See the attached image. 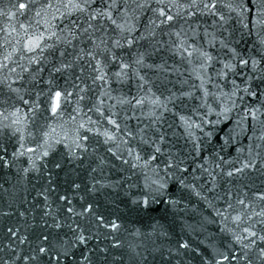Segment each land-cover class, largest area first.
<instances>
[{"label":"water","instance_id":"95a60500","mask_svg":"<svg viewBox=\"0 0 264 264\" xmlns=\"http://www.w3.org/2000/svg\"><path fill=\"white\" fill-rule=\"evenodd\" d=\"M28 2L0 0V13H15V16L0 14V64L8 65L0 69V112L3 113L0 115V249H3L0 257L6 259V254H11V249L7 247L10 244L20 255L27 253L30 247H35L38 242L36 237L43 230L41 217L45 204L51 205L55 212L56 206L62 204L58 196L67 195L77 210L81 204L93 202L99 206L96 209L98 212L111 219L118 218L117 222L121 225L114 234L120 242L119 247H113L111 237L105 239L110 231L108 229H101L98 238L88 242L87 248L108 249L107 261L97 252L93 256L94 264H130L129 254L138 245L136 250L147 256L144 264H214L217 261L219 264H247L242 258L231 259L233 255L242 257L244 252L251 255L253 264H264L258 258V249H243L234 240L233 233L241 234V229L247 225L241 223L237 227L231 216L225 221L216 214L217 210H224V200L218 197L228 191H248L245 185L251 188L248 195L252 197L255 210L259 212L264 209V201L253 196L256 191H264V159L261 158L264 157V140L259 139L264 133V81L258 78L264 76V71L253 72L251 65L247 68L239 65L229 49L234 48L245 59L254 56L260 60V69H264V60L260 59L264 50L253 48L255 35H248L236 13L224 7L231 0H217L218 15L214 16L202 8L191 18L185 16L172 22L171 27L159 25L157 15L152 11L156 7L155 0H147L151 8H138L134 13L129 12L124 19L128 27H133L130 38L135 37L136 42L131 48L125 45L114 51L126 62L135 60L143 53L144 63L154 66L141 68L140 65H134L141 69V74L148 81L143 89L138 87L134 76L131 79L124 78L123 83L117 82L112 75L117 70L113 65L104 69L109 79L103 88L100 82L93 84L89 75L90 58L81 49L85 52L95 50V45L83 37L70 45H61L68 53L62 59L74 64L73 67L55 72L53 63L59 67L60 60L53 61L51 57L39 65H29L27 57L36 54L25 53L23 41L21 45L16 44L20 38L17 33L23 35L20 23L34 17L32 7L18 9L19 3ZM120 2L123 3V0ZM141 2L143 0H135V3ZM180 2L186 3L188 0ZM128 3L132 8L135 7L132 0H128ZM219 14L225 15L227 23L219 20ZM113 15L121 22L119 11ZM153 20H156V24L150 23ZM51 23L54 25L52 31L62 37L67 36V20H54ZM9 25L17 31L12 32ZM100 25L103 28L93 34L95 44L120 35L118 31L112 30L109 21H97V27ZM61 29L64 31L61 32ZM41 30H44L42 25ZM175 31H180L181 36L176 37L173 34ZM229 33H232V37L229 38V49H225L221 46V40L227 38ZM123 35L128 36L129 33L124 32ZM6 36L8 44L4 43ZM67 38L71 39L70 36ZM54 40L53 37L47 42L52 43ZM181 42L185 47L195 45V49L189 48L193 52L191 57L176 47ZM14 48L21 50L14 51ZM200 51L208 52L213 59L204 63ZM8 54H11V60L4 59ZM77 54L84 56V59L74 62L73 57ZM225 64H235V71L224 68ZM17 65H23L28 71H22ZM81 67L84 68L83 73L80 72ZM13 68L14 72L9 71ZM221 71L228 73L226 78L219 75ZM76 76H81L84 82L81 87L87 84L88 91L80 93L79 89L71 87ZM50 87L66 88L73 92L67 102L61 100L62 107L55 116L51 115L48 103ZM245 87H248V92L243 91ZM253 91L258 95H250ZM101 92L107 95H101ZM233 92L237 94L232 95ZM77 93L84 95L85 99L78 101ZM132 96L145 97L143 106L120 103L130 100ZM24 100L29 103L25 104ZM100 100L104 101L102 108L106 114L115 113L113 118L121 124V128L127 126V130L134 133L135 139L130 140V146L138 150L141 156L147 159L154 150L143 144L140 137L150 139L160 134L164 136L161 144L163 154H157V160L144 167L143 162L134 161L124 151L125 145L121 141L125 137L121 133H116L115 142L105 143L103 135L87 131L88 128L96 127L101 133L105 129L115 131L112 125L103 120L99 125L88 123V117L93 121L99 118L95 111L90 112L88 109L94 104L98 105ZM152 100H158V103L153 104ZM37 104L39 107L35 108ZM225 108L230 111L222 115ZM253 108L259 109V122L247 115L246 109ZM181 117L185 120H181ZM17 120L19 123H13ZM208 121L212 123L209 125ZM80 123H84L85 127L80 128ZM4 125L9 127L5 128ZM196 125H201L204 133L214 128L212 137L204 135ZM141 129L144 131L141 132ZM77 130L81 137L87 136L88 139H77ZM230 130L231 139L225 144L226 134ZM197 139L201 141L198 149L195 144ZM77 144L83 147L78 148ZM250 146L252 155L261 153V157L254 161L257 170L246 169L244 173L227 177V171L240 167L249 158ZM29 148L35 151L28 152ZM109 148H113L116 154L109 152ZM45 151L47 156L43 154ZM121 153L125 160L130 161L129 164L122 162ZM169 157L174 161L182 160V167H187L190 174L201 177L194 181L189 175L186 182L194 184L195 188L180 193L178 186L170 181V190L182 196L183 203L179 208L164 202L150 203L148 207L133 203V199L141 192L148 191L145 184L155 179V166L158 164L162 169ZM57 163L61 165L60 168L56 167ZM131 163H140V166L132 168ZM201 164L203 169L198 167ZM93 179L112 186L99 192L89 191ZM213 179L218 186L214 192H209ZM73 183L80 184V189H74ZM117 184L119 186L115 187ZM196 192L201 195L197 196ZM45 195L48 196L47 202L44 200ZM229 211L232 216L236 214ZM225 215H229V212H225ZM259 219L262 218L256 217V220ZM260 227L264 225H256L257 229ZM8 228L14 231L19 229L18 235H27L32 243L21 244L8 233ZM244 242L247 243V240ZM183 243L188 247L181 248ZM87 248L83 249L86 254ZM223 256L229 259L224 260ZM17 264L25 262L18 261Z\"/></svg>","mask_w":264,"mask_h":264},{"label":"snow or ice","instance_id":"6c2138e0","mask_svg":"<svg viewBox=\"0 0 264 264\" xmlns=\"http://www.w3.org/2000/svg\"><path fill=\"white\" fill-rule=\"evenodd\" d=\"M135 3V0H132ZM156 7L152 8V11L156 13L157 19L159 20V25H168L171 27L172 22L179 19L191 18L201 11L203 8L207 10L212 15H218L217 13V0H188L186 3H181L180 0H155ZM94 5H97L94 7ZM99 5H102L99 6ZM32 7L34 11V17L20 23V29L23 32V35L17 33L20 36L16 40L17 45H21L23 41V51L25 53H35L36 55H31L27 57L28 64L33 63L39 65L47 57H51L53 61L60 60L59 67L53 63V70L55 72H61L63 70L69 69L74 66V64L68 63L66 60L62 59L68 55L67 50L62 48L63 44H72V42L78 38L83 37L86 41H91L95 45V50L84 51L81 49V52H84V55L90 58L88 66L91 68L90 78L93 84L100 82V87L103 88L104 84L107 83L109 79L108 72L104 71L105 68L109 65H113L117 70L112 73L116 78L117 82L123 83L124 78L131 79L133 76L138 81V87L143 89L144 85L148 83L145 79V75L141 74V69L134 67V65H140L141 68L154 67L153 65H148L144 63V54L141 53L133 61L126 62L122 57L118 56L114 49H122L127 45L129 48L133 46L136 42L135 37H131L133 27H128L126 25V20L124 19L129 12H135L138 8H151V4L147 0H143L141 3H135V7L132 8L128 3V0H123V3L120 0H29L28 3H19L18 9H28ZM230 12L236 13V16L239 19L240 24L243 28L247 29L248 35H255L256 41L253 45V48L257 51L264 50V0H231V2L224 5ZM176 11H173V10ZM119 11L121 13L120 20L114 17L113 13ZM4 15L15 16V13H0ZM79 14V15H77ZM38 18V19H37ZM34 20V23H33ZM60 20L63 22L67 20V25L65 26L67 30V36L62 37L58 35L57 32L52 31L54 25L51 21ZM107 20L110 22V26L114 32L118 31L120 35L117 38L109 37L108 41L101 40L99 44H95L93 39V34L96 31H99L103 28V25L97 27V21ZM219 20L227 23L226 17L223 14H219ZM187 22V21H185ZM152 24H156V20L150 21ZM41 25L44 30H41ZM12 32H16L14 26L9 25ZM31 29V31H30ZM5 30L6 29H2ZM91 30V32H90ZM64 29H61L63 32ZM227 31V29H225ZM47 32V35L45 34ZM124 32H128L129 35H123ZM176 37L181 36L180 31H175L173 33ZM154 35V33H153ZM70 36L71 39L67 37ZM55 40L52 43L47 41ZM232 37V33L228 34L227 38L221 40V46L225 49H229V38ZM4 43L8 44L9 40L7 36L4 39ZM109 43L111 46H109ZM103 45V47H101ZM178 49H182L183 53H187L189 57L193 55L192 51H189V48L195 49L194 44H189L185 47L184 43H179L176 45ZM20 48H14V51H20ZM233 54L235 59L238 60L239 65L244 68L251 65L253 72L264 71L260 69V60H257L254 56H250L248 59L240 56L234 48L229 49ZM182 53V54H183ZM200 56L203 57L204 63L210 62L213 58L212 56L205 51H200ZM11 54H8L4 57L5 60H11ZM84 56L77 54L73 57V61L83 60ZM261 60H264V55H261ZM21 68L22 71H28L23 65H17ZM204 64H201L203 67ZM7 64H0V69L7 68ZM224 68L229 69L230 71H235V64H225ZM9 71H15V69H9ZM40 71V69H37ZM80 72H84V68H80ZM131 72V75L129 73ZM219 75L227 77L228 73L221 71ZM22 78V77H21ZM257 78V77H252ZM264 81V76L258 77ZM75 81H79L77 83ZM75 81L71 84L73 89H79L80 93L88 91V85L84 84L81 87V84L84 83L81 76H76ZM51 83V81L49 82ZM234 87L235 81H233ZM14 91H19V89H14ZM149 91H151L149 89ZM243 91L248 92V87H245ZM236 92H233L232 95H236ZM39 95V94H37ZM73 95L72 91H68L66 88L61 89L59 87H50L48 90V103L50 107L51 115L55 116L58 111L61 109V100L63 99L67 102L68 98ZM101 95H107L106 92H101ZM252 96H257L258 93L253 91L250 93ZM78 101H83L85 99L84 95L77 93ZM23 100V97H20ZM25 104H28L29 101L24 100ZM104 101L100 100L99 104H94L88 109V111H95L98 114V119L93 121L91 117H88V123L99 125L100 121L103 120L106 124L112 125L115 131L105 129L102 133L100 132L99 127L88 128L87 131L95 132L97 135H103L105 143L117 140L116 133H121L125 138L121 141L125 145L124 151L129 157H132L136 162H143V166H149L153 161L157 160V154L162 155L161 144L164 141L163 134L159 136H153L150 139H145L144 136H141L140 139L145 145H149L154 151L150 153L145 159L140 155L138 150L133 149L130 146V140L135 139V135L132 131L127 130V126L124 129L121 128V124L113 118L115 113H105V110L102 108ZM120 103L134 104V106H143L145 103V97L132 96L130 100H123ZM153 104H157L158 100H152ZM37 104L35 108H38ZM33 108V111H35ZM79 111L80 109L77 108ZM18 111V110H17ZM230 111L229 108H225L222 115ZM259 109H246L247 115L251 117L253 121L259 122V116L257 115ZM0 115H3L0 112ZM7 119V116L4 117ZM181 120H185L184 117H181ZM187 123V121H185ZM13 123H19V121H14ZM209 125L211 121L207 122ZM219 123V121H217ZM5 128L9 127L4 125ZM80 128H84L85 124L80 123ZM189 127H192L189 124ZM196 127L201 128V132L204 133L201 125H196ZM17 132L20 129H16ZM141 132L144 130L141 129ZM215 129L204 133L207 137L211 138ZM46 135V134H45ZM77 139L87 140V136H80L79 131L76 132ZM219 139V137H217ZM231 139V130L226 134L225 144ZM259 139L264 140V133L261 134ZM200 139H197L195 144L197 149L200 145ZM23 147V145H21ZM77 147H83V145L77 144ZM118 147V146H117ZM35 149L29 148L28 152H34ZM109 152H113V148L108 149ZM253 149L249 147V158L244 160L241 163L240 167L233 168L232 170L227 171V177H233L235 174L244 173L246 169L257 170V164L254 162L257 157H261L260 152H255V155H252ZM45 156L48 155L47 151L43 153ZM23 155V153H20ZM219 155V154H217ZM264 159V157H261ZM120 159L123 163L129 164V160H125L123 153L120 154ZM223 160V157H220ZM183 161H174L171 157L164 161V166L161 169L157 164L153 169L155 179H152L150 183L145 184V188L148 189L146 192H141V194L133 199V203L143 205L148 207L150 203H160L164 202L170 204L174 208H179L181 203H183L182 196L175 195L170 190V181L174 182L175 186H178L180 193H183L185 190L195 188L194 184L186 182L189 175H191L192 180L201 179L200 176L190 174L187 167H182ZM140 163H131L132 168L139 167ZM57 168H60L59 163L56 164ZM199 168L203 169L204 166L198 165ZM219 167V165H217ZM95 171V169H93ZM208 171V169H204ZM179 173V175H177ZM209 176H212L211 172H208ZM205 183H208L206 181ZM96 185H99L97 187ZM112 185H106L101 183L99 180L93 179L92 187L89 191L99 192L106 187H111ZM119 185H115L118 187ZM218 185L213 179L211 186L208 188L209 192H214ZM81 185L78 183H73V188L78 190ZM203 187V185H201ZM248 191H251L250 186H244ZM48 191V189H45ZM248 191L243 189L239 192L233 193L232 191L225 192L224 196L218 197V199L224 200V210H217V215L221 216L225 221L231 216V220L237 227L241 223L246 224L247 226L241 229V234H235L234 240L236 243L240 244L243 249H258L260 256L258 257L264 261V227L256 228V225H264V209L257 212L253 207L252 197H249ZM197 196H200V192L195 193ZM255 199L264 201V191H256L253 193ZM206 199V197H203ZM81 200L84 199L83 196L80 197ZM44 200L47 202L48 196H44ZM58 200L62 202L61 205L56 206V211L53 212L52 206L47 203L44 206L42 213V231L39 236L36 237L38 241L35 244V247H30L27 253L22 255L17 254L16 249L10 244L7 247L11 249V254H6L7 258L0 257V264H17L18 261H23L25 264H94L93 256L99 252L103 259L107 261L108 249L107 248H87L88 242L93 238H98L101 229L110 230L108 235L105 236V239L109 237L114 241L113 247H119L120 242L116 240L115 233L120 229L121 225L117 222L118 218L111 219L106 217L103 213L98 212L96 209L99 207L93 202H88L81 204L80 209L77 210L75 206L72 205L71 199L67 195L58 196ZM234 211L236 214L231 215V212ZM225 212H229V215H225ZM47 217L48 219H45ZM256 217H261L262 219L256 220ZM79 218V219H77ZM8 233L12 237H15L19 240L21 244L32 243L28 240L27 235L19 236V229L13 230L8 228ZM247 240V243L244 241ZM131 247V245H130ZM136 246V248H138ZM181 248H187L188 245L183 243L180 245ZM87 248V254L83 249ZM136 248H132V251L129 254L130 264H144V261L147 260L142 252L137 251ZM147 250V249H145ZM3 249H0L2 252ZM243 259L247 264H253V259L248 252H244L242 257L233 255L232 260ZM224 260H228V256H223ZM214 264H219V262H214Z\"/></svg>","mask_w":264,"mask_h":264}]
</instances>
